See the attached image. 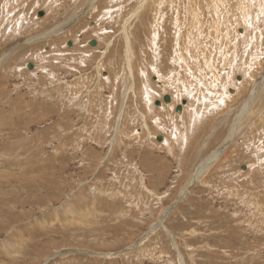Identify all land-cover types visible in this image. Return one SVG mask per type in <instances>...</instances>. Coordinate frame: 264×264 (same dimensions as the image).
I'll return each mask as SVG.
<instances>
[{
    "label": "rangeland",
    "instance_id": "374dc122",
    "mask_svg": "<svg viewBox=\"0 0 264 264\" xmlns=\"http://www.w3.org/2000/svg\"><path fill=\"white\" fill-rule=\"evenodd\" d=\"M251 1L0 0V264H264Z\"/></svg>",
    "mask_w": 264,
    "mask_h": 264
},
{
    "label": "bare ground",
    "instance_id": "6f19581e",
    "mask_svg": "<svg viewBox=\"0 0 264 264\" xmlns=\"http://www.w3.org/2000/svg\"><path fill=\"white\" fill-rule=\"evenodd\" d=\"M155 1V3H154V10H155V13L158 15V20L161 22L162 20H161V12H162V2H161V0H154ZM230 1V0H229ZM251 1V0H250ZM257 1V0H256ZM49 2V1H48ZM106 2V1H105ZM228 2V1H227ZM245 2V1H244ZM247 2V1H246ZM251 2H253V1H251ZM51 3H53V2H51ZM231 3V2H230ZM257 3V2H256ZM229 4V3H228ZM252 4V3H251ZM117 5V4H116ZM249 5V4H248ZM114 6V5H113ZM230 8H233V7H231L230 6ZM95 9V7L92 5V7H91V10H94ZM231 10V9H230ZM95 11V10H94ZM44 12H45V10H44ZM234 12V11H233ZM44 14V13H43ZM47 14V13H46ZM235 14V13H234ZM44 16H46V15H44ZM125 21H127V20H125ZM125 23V22H124ZM243 28V27H242ZM253 27H251V29H252ZM238 29V28H237ZM246 29H248L247 27H246ZM251 29H250V31H251ZM254 30H255V28H253ZM243 30V29H242ZM253 30V31H254ZM247 31V30H246ZM225 32H227V31H225ZM244 33V32H243ZM246 33V32H245ZM244 33V34H245ZM255 34V33H254ZM226 35V34H225ZM252 35H253V33H252ZM51 36H54V34H52ZM242 36H244V35H242ZM246 36V35H245ZM81 37V36H80ZM248 37V36H247ZM251 37V36H250ZM246 38V37H245ZM253 38V37H252ZM254 38H256L255 37V35H254ZM248 39V38H247ZM247 39H245L246 41H247ZM26 40V39H25ZM237 40V39H236ZM249 40V39H248ZM252 40V39H251ZM254 40V39H253ZM256 40V39H255ZM91 41V40H90ZM90 41L88 42V44L89 45H91L90 44ZM242 42V41H241ZM249 43V42H248ZM234 44V43H233ZM246 44V43H245ZM94 46V45H93ZM95 47V46H94ZM112 47H113V45H112ZM118 47H119V44L117 45V49H115V50H118ZM105 49V48H104ZM74 50H75V48H74ZM108 47L106 48V53H105V56L106 57H103V58H105L103 61H106V63H105V66H109L110 64L111 65H113V68L111 69V70H109V72H110V74H111V78L109 79L108 78V76H107V82H112L113 80H115V82L114 83H112L110 86H112V89L113 90H115L116 89V86H117V81H116V68H115V63H114V57H113V48L111 49V50H108ZM71 52V51H70ZM39 53H40V51H39ZM74 53V52H73ZM108 56H110V58H111V60H110V58L108 59ZM113 58V59H112ZM185 59V58H184ZM101 61V60H100ZM102 61V62H103ZM182 61H184V60H182ZM28 65H26V67H27ZM112 67V66H111ZM28 68V67H27ZM109 68V67H108ZM160 67H158V69H159ZM31 68H29V70H30ZM103 69H106V68H103ZM102 72V69H100L99 70V73H101ZM107 74H108V71H107ZM110 74H109V76H110ZM158 75V74H157ZM100 76H101V74H100ZM99 76V77H100ZM102 77V76H101ZM156 77V80L158 79V77L157 76H155ZM102 78H105V77H102ZM101 78V79H102ZM212 79V78H211ZM155 80V81H156ZM240 81H242V76H241V79H240ZM150 82V81H149ZM206 81H199V83L200 84H208V83H205ZM100 83V82H99ZM151 84H156V83H158V80L156 81V82H150ZM209 83H210V81H209ZM227 90H228V88H227ZM230 90V92H235V90H233V89H229ZM147 93V89H143V94H146ZM111 94V96H112V92L110 93ZM111 96H109V97H111ZM170 97V96H169ZM160 98V97H159ZM172 100V103L170 102ZM222 101H223V99H221ZM170 103L169 102H164V101H162V102H164V103H166L165 105H162L161 106V108L160 109H163V108H165V107H172V105H173V102H174V98L173 99H171L170 98ZM186 105H185V110H186V108L188 107V105L190 104V102H189V100H188V98H186ZM185 101L184 100H182L181 101V104H184L185 103ZM166 108V109H167ZM182 110H184V107H183V109ZM177 114H180L179 116H182L184 113H182V112H180V113H177ZM159 137V136H158ZM162 137V136H161ZM163 139H165V137L163 136L162 137ZM159 141V140H158Z\"/></svg>",
    "mask_w": 264,
    "mask_h": 264
},
{
    "label": "water",
    "instance_id": "95a60500",
    "mask_svg": "<svg viewBox=\"0 0 264 264\" xmlns=\"http://www.w3.org/2000/svg\"><path fill=\"white\" fill-rule=\"evenodd\" d=\"M41 15H42V11H39L37 16H41ZM68 44H70V42H69ZM90 44H91V45H94V40H91V41H90ZM27 67H28V68H31V67H32V64H31V63H28V66H27ZM162 99H163L164 102H169V101H170V97H169L168 94H164L163 97H162ZM154 103H155L156 105H158V104H159V101H158V100H155ZM175 111H176V112H180V111H181V105H177V106L175 107ZM157 140H160V138L157 137ZM241 169H243V166H241Z\"/></svg>",
    "mask_w": 264,
    "mask_h": 264
},
{
    "label": "crops",
    "instance_id": "0c3cea01",
    "mask_svg": "<svg viewBox=\"0 0 264 264\" xmlns=\"http://www.w3.org/2000/svg\"><path fill=\"white\" fill-rule=\"evenodd\" d=\"M27 65H28V63H27Z\"/></svg>",
    "mask_w": 264,
    "mask_h": 264
}]
</instances>
